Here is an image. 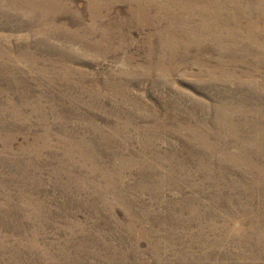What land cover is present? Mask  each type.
Wrapping results in <instances>:
<instances>
[{
	"label": "rangeland",
	"instance_id": "obj_1",
	"mask_svg": "<svg viewBox=\"0 0 264 264\" xmlns=\"http://www.w3.org/2000/svg\"><path fill=\"white\" fill-rule=\"evenodd\" d=\"M0 264H264V0H0Z\"/></svg>",
	"mask_w": 264,
	"mask_h": 264
}]
</instances>
